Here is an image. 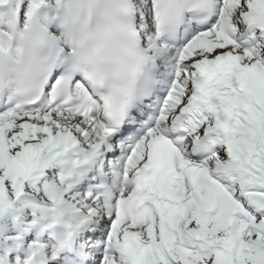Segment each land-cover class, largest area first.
Instances as JSON below:
<instances>
[{
    "label": "snow or ice",
    "instance_id": "1",
    "mask_svg": "<svg viewBox=\"0 0 264 264\" xmlns=\"http://www.w3.org/2000/svg\"><path fill=\"white\" fill-rule=\"evenodd\" d=\"M0 264H264V0H0Z\"/></svg>",
    "mask_w": 264,
    "mask_h": 264
}]
</instances>
